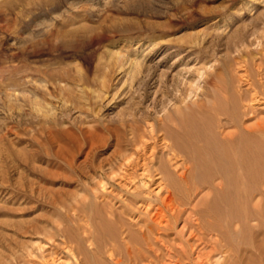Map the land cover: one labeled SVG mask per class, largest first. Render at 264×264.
<instances>
[{
	"label": "rangeland",
	"instance_id": "obj_1",
	"mask_svg": "<svg viewBox=\"0 0 264 264\" xmlns=\"http://www.w3.org/2000/svg\"><path fill=\"white\" fill-rule=\"evenodd\" d=\"M246 70L264 82V0H0V264H167L141 248L164 192L125 165L150 126L209 108L225 83L244 92ZM254 109L246 125L264 121ZM205 190L165 241L185 244Z\"/></svg>",
	"mask_w": 264,
	"mask_h": 264
},
{
	"label": "bare ground",
	"instance_id": "obj_2",
	"mask_svg": "<svg viewBox=\"0 0 264 264\" xmlns=\"http://www.w3.org/2000/svg\"><path fill=\"white\" fill-rule=\"evenodd\" d=\"M116 55L121 72L126 65V55ZM247 72L241 76L247 86L244 92H235L225 83L224 96L214 100L209 108L201 102L194 104L195 109L186 105L185 109L166 117L167 124L157 133L150 126L149 133L137 141L135 160H128L126 169H139V180L158 181L159 191L164 192L161 208H158L161 220L154 229L144 226L141 233L142 253L154 255L161 245L167 264H184L202 246L209 248V252L197 256L195 264H209L214 254H228L222 257V264H237V260L239 264L256 261L264 264V121L246 125L254 119L255 105L264 100V82L254 80ZM201 189H207V194L198 204L190 206L185 222L189 226L188 239L175 247L164 239L169 222L183 213L187 207L185 201H190ZM104 222L109 224L110 220ZM253 229L260 232L261 241H254ZM106 232L104 230L103 235ZM150 235L157 237L152 239ZM111 237L113 242L117 241L115 235ZM240 252H244L245 259L238 255ZM145 253L142 260L148 261ZM120 257L112 263L123 264V255ZM154 257L158 259L156 254Z\"/></svg>",
	"mask_w": 264,
	"mask_h": 264
}]
</instances>
